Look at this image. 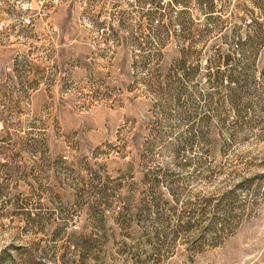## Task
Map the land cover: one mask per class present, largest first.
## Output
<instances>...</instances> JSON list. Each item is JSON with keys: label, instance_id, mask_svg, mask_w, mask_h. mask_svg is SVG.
Segmentation results:
<instances>
[{"label": "rangeland", "instance_id": "rangeland-1", "mask_svg": "<svg viewBox=\"0 0 264 264\" xmlns=\"http://www.w3.org/2000/svg\"><path fill=\"white\" fill-rule=\"evenodd\" d=\"M263 13L0 0V264H264V48L237 88L209 77L240 73Z\"/></svg>", "mask_w": 264, "mask_h": 264}, {"label": "trees", "instance_id": "trees-1", "mask_svg": "<svg viewBox=\"0 0 264 264\" xmlns=\"http://www.w3.org/2000/svg\"><path fill=\"white\" fill-rule=\"evenodd\" d=\"M157 15H160V14L158 12H155V11H149L147 13V17H149V19H152V20L153 19H156V20L160 19V17ZM262 18H264V13L262 14ZM259 34H260L259 31H257L256 35H258V36H255L256 40H254L252 37H247L246 39H244V41L239 43L240 48H241L242 59L244 61V58L246 56V61H248V63L244 64L243 66H239L240 70H241L240 73L239 72L236 73V70H233L232 73L229 75L224 74L220 70H217L213 74L210 73L209 77H212V86L215 87V86L223 85L224 82H227L229 80L230 84L233 83L236 88L238 87V83H239L238 81H239V78L242 75V73L244 74L246 72L248 75V72H251L253 70V68H255L254 67L255 65L253 63L250 64V62L256 63L257 61L260 62V60H261V56H262L261 49L264 48V34H262V37H260ZM218 59L221 60L222 63L225 62L226 65H229L230 63H233V61H236V59L232 57V54L227 55V56H219ZM250 60H252V61H250ZM191 66H193V65H191L189 63L188 56L184 52H183V55H181L180 60L176 63V65H173L175 73L178 74L180 76V78L183 77V78H186L188 80H191L198 75V67L197 66L191 67ZM236 74H238L239 76L237 77ZM247 77H249V76H247ZM166 84L167 85L165 87H167V89H169L170 87L172 88V86H174L173 81H170V80ZM175 90L179 91V93H178L179 96H182L185 93V88H184L183 84H182V87H180V89L177 87ZM231 91H230L231 92L230 100H231L232 106H236L238 104V99H237V96H235L233 94V93H235L236 89L231 88ZM204 100L207 104L208 99L204 98ZM177 201H178V199H177ZM206 201L209 202L210 200H206ZM231 210H233V209H231ZM203 212L204 211L201 209L198 211L197 210L196 211H190L189 213H187V217L191 221L193 219V217L202 215ZM156 214H157L156 216H158V213H156ZM165 221H166V219H162V222H165ZM223 221L225 223V219ZM187 224H189V226H191V222H188ZM184 231L194 232L191 228L188 230H184ZM81 250H82V252L87 253V249H81ZM84 260H85V255L83 254L82 261H84Z\"/></svg>", "mask_w": 264, "mask_h": 264}, {"label": "built area", "instance_id": "built-area-1", "mask_svg": "<svg viewBox=\"0 0 264 264\" xmlns=\"http://www.w3.org/2000/svg\"><path fill=\"white\" fill-rule=\"evenodd\" d=\"M39 3H43V1H40ZM5 25V22L4 21H2L1 23H0V27H2V26H4ZM24 26H26V27H29V26H32V21H31V19H25L24 20Z\"/></svg>", "mask_w": 264, "mask_h": 264}]
</instances>
